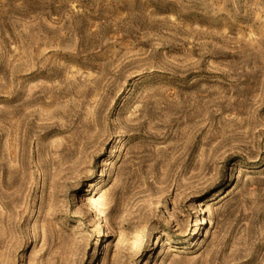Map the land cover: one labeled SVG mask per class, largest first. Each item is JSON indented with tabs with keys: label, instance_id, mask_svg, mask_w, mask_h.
Wrapping results in <instances>:
<instances>
[{
	"label": "rangeland",
	"instance_id": "rangeland-1",
	"mask_svg": "<svg viewBox=\"0 0 264 264\" xmlns=\"http://www.w3.org/2000/svg\"><path fill=\"white\" fill-rule=\"evenodd\" d=\"M0 264H264V0H0Z\"/></svg>",
	"mask_w": 264,
	"mask_h": 264
}]
</instances>
